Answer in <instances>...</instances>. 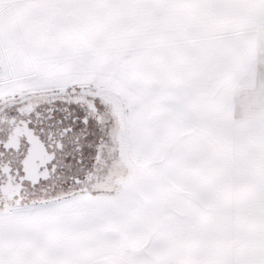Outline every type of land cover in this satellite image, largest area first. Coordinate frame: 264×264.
Returning a JSON list of instances; mask_svg holds the SVG:
<instances>
[{
	"label": "snow or ice",
	"instance_id": "6c2138e0",
	"mask_svg": "<svg viewBox=\"0 0 264 264\" xmlns=\"http://www.w3.org/2000/svg\"><path fill=\"white\" fill-rule=\"evenodd\" d=\"M0 264H264V0H0Z\"/></svg>",
	"mask_w": 264,
	"mask_h": 264
}]
</instances>
